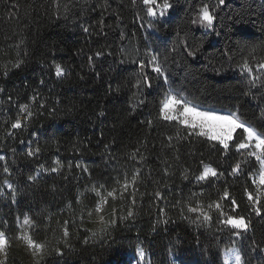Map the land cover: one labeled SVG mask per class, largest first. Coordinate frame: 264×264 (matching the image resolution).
<instances>
[{"label": "trees", "instance_id": "16d2710c", "mask_svg": "<svg viewBox=\"0 0 264 264\" xmlns=\"http://www.w3.org/2000/svg\"><path fill=\"white\" fill-rule=\"evenodd\" d=\"M170 3L166 18L152 21L142 0H0L6 264H225L224 250L238 230L220 223L217 202L225 213L250 220L247 231L239 230L242 264H264V210L252 212L245 194V188L255 193L249 173L258 171V161L231 141L224 150L197 130L158 118L159 101L171 88L264 131V72L255 68L264 58V0H225L215 7L212 29L192 21L217 0ZM196 49L195 57L187 54ZM153 54L164 77L150 65L139 67ZM245 60L260 76L255 83L238 67ZM145 76L152 87L137 89ZM24 104L33 113L27 119ZM17 118L23 126L13 129ZM242 138L239 131L235 142ZM29 148L40 151L29 156ZM237 162L241 169L233 173ZM205 165L222 175L197 181ZM225 190L237 201L235 213L231 200L222 199ZM101 197L107 202L98 212ZM21 234L46 245L42 258L17 239Z\"/></svg>", "mask_w": 264, "mask_h": 264}, {"label": "snow or ice", "instance_id": "6c2138e0", "mask_svg": "<svg viewBox=\"0 0 264 264\" xmlns=\"http://www.w3.org/2000/svg\"><path fill=\"white\" fill-rule=\"evenodd\" d=\"M142 3L147 6V15L149 17H156L159 15L160 17H163L167 11L172 7V4L170 3V0H142ZM225 3V0H217V5L212 7L210 9V6L208 4H204L200 7L198 11L197 19H194L192 21L193 24L199 23L202 26H204L207 29H212L214 21L217 19L216 13H215V7H218L219 5H223ZM102 23V21H101ZM151 27V25H149ZM85 32H88L89 29L86 27L84 28ZM196 50L189 51L187 54L189 56L195 57L197 55ZM103 53L102 52H96L95 56L99 57ZM92 60V57H89V61ZM22 61H18L13 65L14 68H19L22 64ZM151 66L152 71L159 75H164V70L160 63L157 60V55L153 54L151 56V60L146 65L143 61H140L139 67L141 70L145 69L148 66ZM242 73H246L248 75H253V67L250 65V63L245 60L241 65H238ZM55 73L57 76H60L64 73V68L58 64L54 63ZM255 68L257 70H260L264 72V58H262L259 62L256 63ZM5 75H7V69H5ZM260 76L253 75V83H255L256 80H259ZM165 80H167V77L165 76ZM43 83V81H41ZM137 89H142L144 87L151 88L152 82L145 76L142 80H138L136 84L134 85ZM3 89L0 88V92H2ZM118 91V89H117ZM38 95V94H37ZM11 99V97H9ZM33 101L37 99V96H33L31 98ZM22 112H26L27 115L24 117L27 119L28 117H31L33 113L28 110V105L24 104L21 105ZM104 113L101 112L100 115H103ZM158 118H162L167 121H176L179 125H183L188 129H191L193 131L199 130L198 134L200 136L208 137L210 140L218 141L222 146L224 150L229 149V142H233L235 144V148L237 151L242 149H249L248 156L255 157V160L259 163V169L257 172H250L249 175L251 176V183L255 185V193L253 191H249L248 188H245V194L247 196V199L251 205V211L254 212L257 216H260L262 214V210H264V131H260L254 126L250 125L249 123L242 121L240 117L236 113H231L228 115L220 114L216 110H202L201 106L194 105L192 102L188 101L186 98H184L179 93L172 94L171 92H167L163 94L162 99L159 101V109H158ZM152 121L149 120V124H151ZM23 126L22 120L20 118L15 119V121L11 124V128L13 129H19ZM239 131H242L243 138L240 139L238 143H236V135H238ZM23 143V141H22ZM40 151L39 148L28 150V155L33 156L36 153ZM135 155V153H133ZM0 159H3V157H0ZM57 164H59V161H56ZM203 163V161H201ZM80 165L78 164L77 167ZM43 167V166H41ZM241 164L237 162L233 168V173L240 171ZM53 172L57 171V168L51 169ZM87 169L85 168V171ZM5 173L9 172V169L5 167L3 169ZM211 175L212 177H216L217 175H222V173H217L216 169H213L207 165L204 166L203 172L196 177L197 181H203L207 179ZM29 179H34V177H29ZM135 181V176L133 177V182ZM9 187H12L11 184L8 185ZM127 182H125L124 185H122L123 189L127 191ZM103 187V186H101ZM95 190V189H94ZM97 195L99 196L100 193L98 190ZM116 190L113 189L111 192L107 193V196L111 197L114 196ZM156 195H160L159 192L156 193ZM222 199H230L231 200V211L233 213L236 212V209L238 208L237 201L230 196V193L225 190L222 195ZM107 202V197H101L100 202L96 206V211H102L103 210V204ZM135 200L133 199V203ZM209 207H213V205H209ZM216 211L220 214L222 219L220 220V223L224 226L238 230L234 231L232 235L239 236L241 235V232L239 230L247 231L249 228L250 220L246 218L243 215H236V214H228L223 211V208L220 203H215L214 205ZM190 212H201V215H203L205 220L211 219V217L205 213L202 212L200 208L198 207H190ZM91 215V213H89ZM129 216L132 215L131 212L128 213ZM199 219V216L197 217ZM100 220L102 223L104 222L103 216L100 217ZM30 221L26 218L24 220L25 224H28ZM115 221H111V223H114ZM195 222V221H193ZM67 221H65V225H67ZM103 230V229H101ZM63 234L65 237L69 235L68 229L65 226L63 230ZM17 239L23 240L27 246L32 251V254L34 256L43 257L44 255V249L46 245L44 243H38L36 240L32 238L31 235L27 234H21L17 237ZM85 242H87V238L85 239ZM11 246V240L10 237L6 235L4 231H0V264H6L7 261V253L8 249ZM55 252L57 255H63V252L60 248H56ZM229 254H231L229 256ZM224 256H225V264H228V261L234 260V264H242L241 256L239 252L233 248H227L224 250ZM145 257V253L142 249L138 250V259L143 260ZM35 264H40V260L37 259Z\"/></svg>", "mask_w": 264, "mask_h": 264}, {"label": "rangeland", "instance_id": "374dc122", "mask_svg": "<svg viewBox=\"0 0 264 264\" xmlns=\"http://www.w3.org/2000/svg\"><path fill=\"white\" fill-rule=\"evenodd\" d=\"M148 18H149V20H152V21H154V20H157V19H163V18H166V14L163 16V17H160L159 15H157L156 17H149L148 16ZM204 27V26H203ZM205 28V27H204ZM149 29V28H148ZM151 30V29H150ZM163 77H164V75H163ZM168 92H171L172 94H177V93H179L180 95H182L184 98H186L188 101H190V102H192L194 105H198V104H196V103H194L193 101H191V100H189L187 97H186V95L184 94V93H182V92H180V91H176V90H173V89H171V88H169V90H168ZM200 106V105H199ZM201 109L202 110H216V111H218L220 114H223V115H228V114H231V112H228V111H223V110H218V109H213V108H206V107H202L201 106ZM197 131L199 132V130L197 129ZM247 150H249V149H247ZM242 236L241 235H239V236H233V246H232V248L233 249H235V250H237L238 252H239V246H240V244H241V242H242V238H241ZM21 243L22 244H25V242L23 241V240H21ZM29 249V248H28ZM29 252H31V250L29 249ZM231 254H229V256H230ZM228 264H234V260H229L228 261Z\"/></svg>", "mask_w": 264, "mask_h": 264}, {"label": "water", "instance_id": "95a60500", "mask_svg": "<svg viewBox=\"0 0 264 264\" xmlns=\"http://www.w3.org/2000/svg\"><path fill=\"white\" fill-rule=\"evenodd\" d=\"M0 258H2V257H0Z\"/></svg>", "mask_w": 264, "mask_h": 264}]
</instances>
